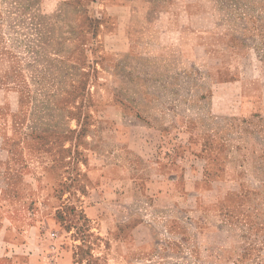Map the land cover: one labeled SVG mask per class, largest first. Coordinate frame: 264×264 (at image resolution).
Masks as SVG:
<instances>
[{
    "label": "rangeland",
    "instance_id": "374dc122",
    "mask_svg": "<svg viewBox=\"0 0 264 264\" xmlns=\"http://www.w3.org/2000/svg\"><path fill=\"white\" fill-rule=\"evenodd\" d=\"M59 1L0 0V200L4 217L18 213L42 219L40 229L28 235L32 249L28 251L36 252L39 264H105L85 253L76 263L68 255L57 257L55 243L64 239L62 246L70 248L74 237L80 238L73 230L72 214L47 216V210L42 212L36 205L41 199L26 195L32 188L25 180L33 172L34 179L42 175L43 159L49 161L50 175L56 176L57 150L76 127L68 116L83 111L89 91L98 100L97 113L111 109L124 113L125 103H132L131 98L137 102L142 91L165 100L158 103L161 113H171L166 109L172 106L174 113L193 115L199 131L190 136L195 143L192 168L199 177L193 187L199 188L201 177L211 184L203 200L199 197L195 203L203 202L211 210L169 215L173 236L160 231L141 254L145 260L135 264H264V0H156L154 21L145 25L156 31L151 34L152 44L171 32L165 40L177 47L172 62H177L179 73L170 87L143 84L139 77L155 72L153 66L143 63L140 69L136 56L131 62L122 52L130 49L123 30L135 3L65 0L58 6ZM41 46L65 50L66 63L40 64V54L34 52ZM13 55L18 68L11 70ZM93 58L121 66L111 69L119 77L99 67L89 69ZM58 74L66 75V85H57ZM17 77L23 90L32 93L30 104L41 91L47 95L44 127L50 132L49 154L26 152L27 141L36 139L42 124L28 118L26 98L17 105L11 93ZM40 78L43 85L37 83ZM90 81L97 85L87 86ZM143 111L147 112L138 106L131 113ZM178 139L184 142L189 137L178 134ZM202 142L206 144L203 162ZM65 146L73 149V142L67 140ZM64 168L70 179L77 172L68 158ZM182 221L189 223L187 230ZM196 222H204L203 231ZM156 225L163 228L167 222L158 220ZM18 240L26 243L23 237Z\"/></svg>",
    "mask_w": 264,
    "mask_h": 264
},
{
    "label": "crops",
    "instance_id": "0c3cea01",
    "mask_svg": "<svg viewBox=\"0 0 264 264\" xmlns=\"http://www.w3.org/2000/svg\"><path fill=\"white\" fill-rule=\"evenodd\" d=\"M62 1L65 0L59 1L58 6ZM121 1L128 5L135 3L125 19L123 33L125 38L129 39L130 49L122 51L123 54L129 55L131 62L135 61L136 56L140 69L143 63L153 66L155 72H145L139 77L143 84L149 87L172 86L178 76L179 67L177 62H172L178 55L177 47L165 40L171 32L167 31L163 40L155 39V44H152L151 34L156 31L148 29L145 25L154 21L152 7L156 0ZM42 33L45 34L44 31ZM34 53L40 54L37 60L41 58L39 63L42 65L56 62L60 67L66 63L67 53L59 47L41 46ZM152 54L155 57L152 58ZM17 63L14 55L11 56L10 69L18 68ZM26 67L29 68L28 63ZM97 67L112 77H119V74L111 72V69L122 68L117 65L107 66L104 60L93 58L89 69L96 70ZM187 68L188 66L185 69ZM65 77L66 75L60 77L58 74V86L66 85ZM120 79L123 80L121 77ZM14 81L11 93L15 95L17 105H23L26 98L28 118L31 122L36 118V123L42 124L41 130L35 132L36 139L30 137L27 141L26 152L49 154L47 141L50 132L44 127L45 113H49L45 109L47 95L41 91L38 99L30 104L32 93L23 90L21 78L17 77ZM37 83L43 85V79H38ZM85 84L97 85L93 81ZM170 91L172 90L168 93ZM88 98L83 111L68 116L76 123V127L71 128L69 136L63 140L64 145H60L57 150L56 176L50 175L49 161L43 159L42 175H37L34 179L33 172L32 178L25 180L32 188L31 193L26 192V195L41 199L40 204L36 205L42 207V212L47 210V216L50 213L72 214L73 219L70 221L74 223L75 233L79 231L80 238L74 237L73 242H70L73 247L70 248L62 246L63 242H66L64 239L62 244L51 245L58 258L68 255L76 263L77 258L85 253L105 264H135L145 260L141 254L146 247L154 244L160 231L165 233V236H173V227L169 226L172 218L169 215H188L193 210L200 213L211 210V207L203 202L195 203L199 197L203 200V195L211 187L204 177L200 178L199 188L193 187L194 180L199 177L192 168L195 143L190 136L199 131L194 126L191 113H174L172 106L166 109L171 113H161L158 103L165 100L158 99L157 95L149 92L146 94L140 91L137 102L131 98L132 103H125L121 109L124 113H118L117 109L97 113L99 104L92 91H89ZM138 106L141 111L145 109L147 112L131 113L132 109ZM126 109H129V113ZM178 134H183L189 139L181 142ZM67 140L73 142V149L66 148ZM203 143L200 148L202 162L206 157V144L204 146ZM67 158L69 161L73 160L77 169L71 179L64 176L65 168L61 169L66 165ZM2 196L3 191L0 189V199ZM215 209L217 206L212 207V210ZM4 214L6 213L1 208L0 200V264H17L18 259L20 264L29 260H32L33 264H39L36 252L28 251L32 250L28 235L40 229L42 219L37 220L32 214L29 218H24L18 213L9 214V217H4ZM65 219L63 217V222ZM158 220H165L167 225L158 227ZM202 223L204 222H196L201 231L204 230ZM184 224L187 230L189 223ZM60 225L61 223L58 228ZM181 226L184 227L182 224ZM174 235L183 237L180 234ZM20 237H23L26 243L19 242Z\"/></svg>",
    "mask_w": 264,
    "mask_h": 264
}]
</instances>
